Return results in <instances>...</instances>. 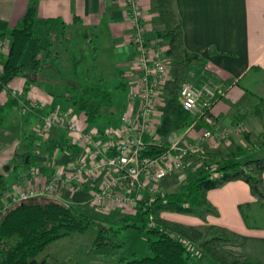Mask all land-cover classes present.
I'll use <instances>...</instances> for the list:
<instances>
[{"label":"crops","instance_id":"1","mask_svg":"<svg viewBox=\"0 0 264 264\" xmlns=\"http://www.w3.org/2000/svg\"><path fill=\"white\" fill-rule=\"evenodd\" d=\"M140 1L145 10L147 37L154 39L156 33L165 30L156 9L157 0ZM30 3L31 0H0V34L21 25ZM174 7L186 49L202 56V61L193 65L188 81L225 91L213 107L215 133L198 154L201 163L204 160L215 163L222 155L240 149L244 150L245 159H252L250 156L255 154L263 157L264 0H174ZM37 17L41 22L52 18L64 22L54 26V55L58 56L54 58L55 83H66L59 69H72L74 54L69 47L72 38L77 37L91 41V46L101 52L100 59L97 54L94 63L88 62L87 70L101 71L105 64L117 61L126 68L119 85H136L138 55L131 42L130 11L123 0H39ZM163 42L168 48V43ZM37 48L35 41L25 62H30ZM4 60L5 57H0V74ZM13 91L18 92V97L12 95ZM63 91L51 92L39 87L37 82L28 84L25 77H17L0 93V183L5 181L7 187L0 194V216L11 203L12 195L40 190L54 183L57 174L68 177L71 161L82 153L73 143L74 133L59 129L42 132L46 110H68L80 128H99L88 125L84 114L73 115V107L62 96ZM29 101H36L43 109L28 111L24 104L30 106ZM158 111L162 114L163 106ZM205 127L203 122L195 124L188 138H196ZM62 196L60 201L75 208L91 205L86 192L76 190L69 183L62 187ZM208 197L219 217L191 222L180 217L181 214L165 216L192 229L218 225L242 234L243 243L226 244L225 249L250 257L254 264H264V207L256 201L248 183L232 181L210 190ZM37 198L54 199V194ZM243 205L254 219L250 223L244 220Z\"/></svg>","mask_w":264,"mask_h":264},{"label":"trees","instance_id":"2","mask_svg":"<svg viewBox=\"0 0 264 264\" xmlns=\"http://www.w3.org/2000/svg\"><path fill=\"white\" fill-rule=\"evenodd\" d=\"M38 3L39 0H31L21 25L0 34V37H9L11 40L0 74V93L17 77H25L28 84L48 79L45 69L54 65V58H58L52 50L54 43L47 44L46 37L38 35L37 28L47 26L53 30L55 25H64V22L54 18L44 22L38 20ZM156 9L165 30L155 36L168 43L167 54L173 66V78L164 89L165 104L162 123L158 128L159 137L166 141L174 132L186 130L195 120L183 108L179 95L193 65L200 63L202 56L186 49L174 0H157ZM47 35L50 36L49 33ZM33 40L38 41V48L27 63V50ZM59 72L68 83V89L62 96L83 112L88 125L95 126L107 114H111L116 102L105 78L96 77L87 69L84 73L70 74L63 69H59ZM117 88L126 87L120 84ZM168 145L163 142L160 146H151L146 153H161ZM243 155L244 150L240 149L222 155L215 163L205 164L202 169L188 170L184 178H180L182 183L178 189L159 193L151 205H146V198L136 213L123 215L113 211L119 216L118 220L116 217L108 220L111 224L122 222L124 228L135 227L148 233L149 254L124 256L119 264H194L198 255L203 257L205 264H254L250 257L235 255L224 247L226 244L243 243L245 237L242 234L211 225L208 227V237L200 240L194 229L165 216L190 214L196 209L204 212L216 210L208 197L209 191L239 180L248 183L252 195L264 207V156L245 159ZM6 190L5 181H1L0 194ZM244 207L241 206L242 211ZM103 216L96 218L58 199L33 198L13 204L5 208L0 216V264H44L37 257L49 244L74 232L85 233L89 230L96 232L93 250L111 256L123 247V244L112 238L121 230L115 229L113 225L107 226ZM152 217L154 225H151ZM186 240H191L193 245L188 246ZM197 247L198 252L195 251Z\"/></svg>","mask_w":264,"mask_h":264},{"label":"built area","instance_id":"3","mask_svg":"<svg viewBox=\"0 0 264 264\" xmlns=\"http://www.w3.org/2000/svg\"><path fill=\"white\" fill-rule=\"evenodd\" d=\"M123 1L130 11L131 42L138 55V81L131 90L129 107L119 126L82 129L68 110L55 109L43 114L42 132L59 129L74 133L73 143L82 149V153L71 161L68 177L57 174L54 183L40 190L14 194L8 207L44 194H54V199L62 200V187L69 183L76 190H84L88 202L101 214L113 211L136 213L146 198V205H151L156 196L164 192L162 184L169 176L190 170L191 158L198 155L213 137L216 128L213 107L225 91L187 81L179 99L183 108L195 118L194 122L165 151L146 153L151 146L163 144L158 135L162 123V114L158 110L165 104L164 89L173 78V66L163 39L147 37L141 1ZM10 45V38L0 37V57L8 55ZM12 95L18 97V92L13 91ZM29 102L30 106L24 104L28 111L43 109L36 101ZM199 122L206 127L199 136L189 139L188 134ZM203 166L198 164L193 170ZM151 220L154 225L153 217ZM186 244L193 245L191 240H186Z\"/></svg>","mask_w":264,"mask_h":264},{"label":"rangeland","instance_id":"4","mask_svg":"<svg viewBox=\"0 0 264 264\" xmlns=\"http://www.w3.org/2000/svg\"><path fill=\"white\" fill-rule=\"evenodd\" d=\"M38 35H42L46 37V43L49 44L50 42L54 43V29L51 30L49 27H39L37 28ZM50 34L47 37V34ZM9 38V37H8ZM73 37L69 47V51L74 54L72 55V59L75 61L81 60L80 62H75L72 60L73 65L70 67L71 70H68V73L73 74L74 72L84 73L85 67L88 66V62L94 63L95 58L98 55L99 59L102 57L101 52H97L94 49V45L91 46V41H83L84 39ZM35 40L30 43L29 48L27 50V54L32 51V46L34 45ZM85 43V46L83 44ZM54 52V47H53ZM26 54V55H27ZM52 63V62H51ZM50 63V64H51ZM95 67L93 64L92 67ZM97 70V69H95ZM126 70L125 67L118 64L117 61H113L111 63H107L104 65L101 71L93 72L96 77H104L107 81L108 85L110 86L114 98H115V106L111 111L110 115H106L103 119H101L96 126L99 128H110L115 127L117 124L120 123L121 117L126 112L129 107V96L132 90V86L126 87L125 89H118L117 86L120 82V75L122 71ZM94 71V70H93ZM67 72V71H65ZM45 75L47 76L45 81H38L37 84L39 87L43 89H48L51 92L56 91H67L68 83H62L58 85V83L54 82V65H50L45 69ZM88 73V72H87ZM59 72H57V76H59ZM45 79V78H43ZM65 86V87H64ZM63 91V92H64ZM73 107L74 116L82 117L83 112L80 111L75 106ZM51 111V110H50ZM46 110V114L50 112ZM110 112V111H109ZM182 132H174L166 141L162 139L163 142L171 144L173 143ZM264 155V154H263ZM252 158H257L259 155L255 154L254 156L251 155ZM212 162L205 160L201 163V158L198 155H195L191 158V165L190 168H195L198 164H211ZM198 169H202L199 167ZM188 171L181 172L179 174H173L168 177V179L162 184L163 188L162 191L164 192H172L178 189L181 185V179L184 178ZM181 178V179H180ZM86 206V205H85ZM246 206V205H245ZM73 207V206H72ZM75 208V207H74ZM83 211L88 212L92 216L99 218L102 215L106 218V225L111 226L113 225L115 229H120L121 231L118 232L115 236H113V240L117 243L123 244V247L118 248L117 252L111 256H106L102 254L96 253L94 248V241L96 239V232L94 230H89L85 233L81 232H74L70 236L58 239L47 246V248L39 254L37 259L44 264H119L122 258L125 257H132L134 254L138 256H145L149 254L148 250V233L145 230H140L135 227H128L124 228L122 222H114L111 224L108 220L112 219L113 217L117 218L119 215L116 213H108V214H101L97 211L94 205H88L86 207H81ZM246 210V211H245ZM244 211V220L246 223L252 222L254 219L252 216H249V211L247 209H243ZM241 210V212L243 213ZM120 212V211H117ZM219 211L213 210L209 212H204L201 209H196L195 212L190 214H181L180 217L187 219L186 221H195V220H203L206 221L209 216L219 217ZM121 214H125L126 212H120ZM133 214V213H129ZM247 214V215H246ZM127 215V214H126ZM179 217V218H180ZM180 218V219H182ZM118 220V218L116 219ZM115 220V221H116ZM183 220V219H182ZM122 228V229H121ZM194 233L197 235L200 240H204L208 237V227H193ZM197 250V251H196ZM198 247L195 248V251L198 252ZM194 260V264H205V261L202 259V256H196Z\"/></svg>","mask_w":264,"mask_h":264}]
</instances>
